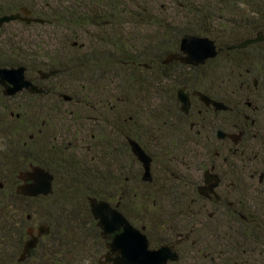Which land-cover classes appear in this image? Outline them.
Instances as JSON below:
<instances>
[{"label":"trees","instance_id":"16d2710c","mask_svg":"<svg viewBox=\"0 0 264 264\" xmlns=\"http://www.w3.org/2000/svg\"><path fill=\"white\" fill-rule=\"evenodd\" d=\"M169 1L182 15L181 26L176 25L178 20L168 21L170 15L165 18L163 5L150 0H17L0 4V16L25 8L44 20L43 24L14 21L2 27H56L47 49L43 46L35 51L38 44L32 41H10L8 52L0 50V68L23 66L27 75L36 70H63L61 75L70 86L59 83L60 87L50 89L49 111L54 117L50 137L59 133L60 141L72 142L67 150L63 146L47 148L44 129L29 114L32 109L41 113L45 95L38 97L40 105L25 96V103L19 107L20 118L15 120L6 112L9 98L0 95V140H7L0 153L1 166L11 165L22 171L30 163L55 176L52 194L30 198L15 192L19 171L12 179L0 174V264H83L78 250L86 238L92 241L93 251L100 254L106 250L90 214L88 198L117 207L151 240L153 248L192 229L179 248V259L170 264H264V177L260 184L247 183L250 175H264V150L260 140L246 139L228 151L226 143L216 139L217 129L228 130V126L239 123L238 110L247 109L242 94L245 88L240 89L239 82L243 78L234 74L240 66H263V73L256 75L262 103L251 102L264 107V43L226 49L238 37L263 27L264 0ZM242 10L250 16L242 19ZM215 19L222 23L219 29L213 28ZM142 26L146 30L156 27L157 31L144 38L135 36ZM185 35L213 40L217 56L198 67L179 61L162 64L167 54L179 51ZM74 42L76 47H72ZM220 56L224 61L219 68L227 77L216 83L228 87H203L209 77L199 75L198 70ZM182 86L195 87L229 109L236 105L237 110L208 111L195 115V119L186 116L176 102V91ZM62 93L72 100L58 99ZM29 102L32 107H28ZM257 109L252 113L247 110L258 118ZM94 117L111 122L110 131L106 126L103 133L98 128L91 138L84 121ZM26 134L35 137L28 141ZM126 138L138 142L152 157L155 169L151 183L140 180V167ZM126 154L135 163V171L126 166ZM222 158L240 169V179L232 176L231 181L241 182L235 189L234 211L244 220L222 202H207L196 192L198 180L193 173L201 174L213 165L219 171ZM157 164L161 172L156 171ZM35 224L46 226L49 232L30 251L31 261L19 262L28 227ZM89 262H95V256Z\"/></svg>","mask_w":264,"mask_h":264},{"label":"water","instance_id":"95a60500","mask_svg":"<svg viewBox=\"0 0 264 264\" xmlns=\"http://www.w3.org/2000/svg\"><path fill=\"white\" fill-rule=\"evenodd\" d=\"M20 21L26 24L36 23L43 24L44 20L33 17L31 12L25 8L11 14L0 16V28L9 22ZM264 41L261 33H258L255 38L247 39L238 44H233L227 47V50L243 49L248 45ZM218 54L217 47L213 40L208 37L185 35L180 39L179 51L169 53L163 60V64H169L173 61H179L185 65L198 67L204 65L207 61L214 59ZM25 67H1L0 68V87L3 88L4 96H14L22 90H27L30 93H42L43 89L34 86L31 81L25 77ZM57 70L39 71L40 78H47L57 73ZM256 81H254L255 85ZM198 100L209 107L212 106L214 111H227L229 107L221 102L215 101L207 95L195 91L192 93ZM65 101H70L68 95L62 96ZM177 102L180 105V111L183 114H188L190 109L189 94L184 92L183 88L177 91ZM243 136V131L229 133L223 130L216 132V139L221 141L228 139L234 145H238ZM131 154L141 164L143 182L151 183V157H149L141 146L133 139L127 140ZM18 180L21 182L16 186L15 192L17 195L36 198L38 196L47 197L52 193L53 176L44 168L37 165H29V169L21 171L17 174ZM263 174H260L259 180L262 181ZM219 184V178L216 174H212L209 170L205 171L203 176V185L198 188V191L203 196L212 194L218 200V196L214 189ZM3 188L0 182V189ZM88 207L90 214L96 222V227L99 229L101 239L105 242L106 252L101 256L103 261L100 264H169L174 263L179 259L177 252L173 249L176 245L189 237L186 234L183 238L177 239L172 245H162L156 249H150L147 236L140 230L134 227L125 217L119 212L117 207L111 206L107 201L98 200L96 198H88ZM49 229L40 225L35 231L28 229L29 239L24 243L22 253L19 257V262L23 261L30 250L34 249L40 237L47 234Z\"/></svg>","mask_w":264,"mask_h":264},{"label":"flooded vegetation","instance_id":"af4514ba","mask_svg":"<svg viewBox=\"0 0 264 264\" xmlns=\"http://www.w3.org/2000/svg\"><path fill=\"white\" fill-rule=\"evenodd\" d=\"M127 24H125V25H127ZM258 33H261L262 36L264 37V25H263V27L260 30L253 29L249 35L248 34H246V35L242 34L244 36L238 37L237 42L234 43V44H238V43L243 42V41H245L247 39H253V38L256 37V35ZM74 43L72 44V47H76L77 46V43L76 42H74ZM261 43H264V41H260V42H257V43L250 44L247 47H249V46L256 47V46H259V44H261ZM231 45H233V44H231ZM162 64H163V61H162ZM164 65H168V64H164ZM144 68L147 69L148 66L145 64L144 65ZM262 69H263V66H261V67H257V66L256 67H251L250 69L240 66L237 70H235V74L238 75L240 78H243L242 81L239 79V82H240V89L243 88V87L245 88V91L242 93L244 98L247 95H249V94L254 95V96H256V95L259 94L258 93L259 79L256 77V75H261L263 73L262 72ZM51 70H57L58 72L55 75H53V76H49L47 78H40V75L38 74L39 71L47 72V71H51ZM62 73H63V70H60V69L36 70L34 72L35 75L33 74V76H31V77H29V76L26 77L25 76L29 81H31V83L34 86L39 87V88H42L43 89V92L42 93H30L27 90H22L21 92H18L14 96L7 97V96H4V94H3V88L0 87V95L2 97H4V98H9V101L8 102H10V107L6 111L7 114H8V117L10 119H14V120L20 118V114H19V111L18 110H19V107L21 106L20 105L21 103H17V102L14 103L15 100H17L20 96L21 97L22 96H24V97L27 96L29 99H33L36 105H40V98H38V97L39 96H42V95H45V97L42 99V102H41V105L43 107L41 113H39L38 110H33L31 108L32 110H29V114H30L31 120L34 121L35 123H39V125L44 129L43 130V133H44V137H45V143L47 144V148L48 149H50L51 147H52V149H55V148H57L59 146H63L64 147L63 149L67 150L72 145V142L71 141H68V142H65V143L62 142V141H60L61 136H60L59 133H57L52 139L50 137V136L53 135V131H51V130L53 128V120H54V117H53V115H51V113L49 111L50 101H49L48 96H49V92H50V89L51 88H53V87H60L61 85L59 83L63 84L64 81L67 80L66 77H64V76L61 75ZM249 79L251 80V84L252 85L249 84ZM254 81H256L255 85H254ZM180 88H183L184 89V92L189 94L190 109H189L188 114H186V116H193V119H195V115H201L204 112L207 113L209 111L211 113H219L217 111H214V109H213L212 106H209V107L205 106L204 104H202L198 100V98L196 96H193L192 95V93L195 92V91H198V92L203 93L202 91H200L198 89H195V87H186V86L179 87L177 89V91ZM177 91H176V97H177ZM203 94H205V93H203ZM63 95H67V94H60L58 96V99L61 98L64 102H70L72 100V98H71L70 101H65L63 99V97H62ZM205 95H207V94H205ZM208 97H210V96H208ZM211 99H213L215 101H219V100L214 99V98H211ZM256 100L257 101H260V98H258ZM176 102H177V100H176ZM27 104L28 103H26V105ZM177 104H178L179 110H180V105H179L178 102H177ZM243 104H244L245 107H247V109H250L251 113L252 112H255L256 109H257L256 106H253L252 105V102H251V100H249V97H246L245 98ZM28 105H27L28 107H32L33 106V104L30 103V102H29ZM63 110H64V108H63ZM228 110H230V111L233 110L234 111V110H237V107H236V105H234L233 106V109H228ZM227 111H220V112H227ZM238 111H239L238 112L239 113V116H238L239 117V123H236V124L232 125V127H229L228 126V128H227L228 130H223V129L222 130L223 131H226V132H229V133H233V132H236L237 133L239 131H243V136L241 138L240 145H242V143H244V141L246 139H250V140H260V144L262 145V149L264 150V123H263V120L258 119V118H255V117H252V116H250L248 114H245L241 110H238ZM84 123H85V126L87 128H89V130L92 132V134H90V137L91 138H94L95 137L98 128L103 133L104 130H105V126H106V129H107V132L110 131L111 126H112L111 125V122L109 123L107 120L105 121L103 118L99 120L97 117H94V118H92V120L90 119L89 121L85 120ZM86 123H89V124L86 125ZM194 123H195V120H193L191 122V127L193 126ZM218 130H221V129H217L216 132ZM37 131H39V129ZM93 133H95V135ZM34 137L35 136L32 134V135H29L27 139H28V141L29 140H33ZM128 139H130V138H128ZM128 139L126 138V141ZM221 141H224L226 143L225 146L227 147L228 151H230L231 146L234 145L228 139L221 140ZM86 145L87 144H85L84 146L86 147ZM129 149H130V147H129ZM145 153L147 154L146 151H145ZM148 156L151 157L150 155H148ZM134 159L136 160L135 157H134ZM218 159L220 161L221 157H218ZM151 160H152L151 161V174H152V165H153V159H152V157H151ZM136 162L138 163V165H140V169H141L140 180L142 181V179H141L142 167H141V164L137 160H136ZM222 162L223 163H220L222 165V167H220L219 171L217 170L216 166L213 165V166L205 169L201 174L198 173V172L193 173V178L195 180H198V184L196 186V192H197V194L199 196H201L204 199H206L207 202H210V203L212 201L213 202H218V203H221L222 202L223 205L230 207L231 209H233V212L236 213L234 211V209L237 208L235 206V204H236V198H237V196H236L237 193L235 192V189L237 188V184H240L241 183L239 180H237V179H240V177H241V175H240V169L238 168V166L233 168V166L230 163L227 162V159L226 158H222ZM29 165H30V163H28L26 165V167L22 171L28 170L29 169ZM207 170H209L212 174H216L218 176V178H219V184L214 189L215 193L218 196V200H216L215 199V196L212 195V194H208V196H203L198 191V188L201 185H203V176H204L205 171H207ZM46 171H48V170H46ZM19 172H21V171H19ZM49 173L53 176V180H52V193H53V187H54V184H55V176H54L53 173H51V172H49ZM260 174H263V173H260ZM260 174H259V176H260ZM232 176L233 177L235 176L237 179L235 181H231ZM263 177H264V175H263ZM254 179H255V177L253 175H250L249 178H248L247 183L248 184L255 185L256 183L260 184L263 181V178H262V181H260L259 178H258L257 182ZM20 183L21 182H19L18 185ZM144 183H146V182H144ZM233 188H234V190H233ZM208 214L211 216V214H212L211 211H209ZM236 215L240 219H242V220L245 219V217L243 215H241V214H237L236 213ZM27 219L30 220V217L27 216ZM31 227L33 228L34 226H31ZM226 228H228V227H226ZM28 229H31V228H28ZM230 231H234V230L231 228ZM191 233H192V229H189V231L187 233H185L182 237L176 238L173 241H170V242L165 243V244L172 245L175 240L183 238L186 234H189V237H190ZM260 234H263V232L260 231ZM189 237L187 239L183 240L181 243H179L178 245H176L174 247L173 250L175 252H177L178 256H179V248L182 246V244L185 241H187L189 239ZM261 237H262V235H261ZM27 239H29V235H28ZM165 244H163V245H165ZM23 246H24V244H23ZM160 246H162V245H160ZM160 246H158V247H160ZM22 250H23V247H22ZM21 253H22V251H21ZM21 253H20V255H21ZM20 255H19V257H20ZM19 257L17 258V261H19ZM29 257H30V252H29V255L23 261L28 263L29 260H30ZM23 261H21V262H23ZM30 264H38V263L33 262V263H30ZM99 264H100V261H99Z\"/></svg>","mask_w":264,"mask_h":264},{"label":"rangeland","instance_id":"374dc122","mask_svg":"<svg viewBox=\"0 0 264 264\" xmlns=\"http://www.w3.org/2000/svg\"><path fill=\"white\" fill-rule=\"evenodd\" d=\"M14 1H17V0H12V1H9V2L7 0H0V4L3 5V4H5V3L8 2V4H6V5H9L10 3L14 2ZM150 2L156 3L157 6L163 5V7H165V9L167 10V14L165 15V18L168 15H170L169 17H167V20L168 21H172V22L174 20H178L179 23L176 24V25L177 26H181L179 24H180L181 20H183L182 19V15H180L179 11L177 10V8H175V6H174L173 3H171L169 0H150ZM34 3L37 4V1L34 2ZM33 6H36V5H33ZM37 8H40V7L37 6ZM242 9H244V8L242 7ZM44 11H45V9H44ZM14 12H16V11H12L11 13H14ZM239 13H241V15L243 17L240 14H238V18L240 16V17H242V19H245L246 16H248V17L250 16V13L247 12V11H243L242 10ZM45 14H47V13L45 12ZM220 24H222V23L219 20H217V19H215V21L212 23L214 29H219L221 27ZM126 27H127V25H126ZM155 29H156V27H153V28L150 27L148 30H146L145 27L142 26L141 27V32L135 31V33H136L135 36H139V37H142V38H144L145 36L148 37V36L152 35L154 32L157 31V29H156V31H155ZM53 30H56V27L53 28V27H47V26H41V25H39V26L38 25H34L32 27H29V28L25 29V28L21 27L18 24L6 25V26L2 27V29L0 28V50H3L5 53L8 52V44H9L10 41H19L20 43H24L25 41H32V42H35V43L38 44V45L35 46L36 47L35 48V51L37 50V47L40 50H41V48L43 46L47 49L48 48V44L50 42V39H48V38H51L50 36L54 32ZM129 31H131V30L129 29ZM57 32L59 33V35H62V32L61 31H57ZM54 36H56V35H54ZM80 36H83V35H80ZM53 39L56 40L57 38L56 37H53ZM41 40L44 42V44H43V42H41ZM47 40H48V43H47ZM81 40H82V38L79 39L78 41L80 42ZM221 57L222 56H220L219 59L217 58L218 60L216 62H214V63H212V64H210L208 66H205L204 68H201V69L198 70L199 75L201 73H205V74H208V77H209L208 80H207V85H205L203 87H228L225 84L219 85V83H216V81H219L221 83V79L224 76L227 77V74H225L224 71L223 72L220 71L221 69L219 68L220 66L223 65V61H224ZM251 63L252 62H250V64ZM25 73H27V71H25ZM33 74L34 73H31L29 75L25 74V76L26 77H28V76L31 77V76H33ZM231 77L233 78V77H235V75H233ZM140 78H143V77L140 76ZM231 81H232V79H231ZM249 84L252 85L250 79H249ZM67 85H68V87L70 86L69 84H67L66 81H64L63 86L67 87ZM226 90H227V88H226ZM66 92L68 93V90ZM62 94H64V93H62ZM260 96H261L260 94H258L256 96L249 94L246 97H249V100L255 102L256 99L260 98ZM231 99H233V97H231ZM24 101H25L24 100V96H22V97L20 96L17 100L14 101V103L17 102V103L23 104V103H25ZM260 102L262 103V101H260ZM260 102H259V104H260ZM8 105L10 106V102L8 103ZM254 106L258 107V104L254 103ZM257 110L258 111L256 113V116L258 118H260L261 120H263V123H264V107L262 105H259V107H258ZM243 112L245 114L250 115V112L247 109H244L243 108ZM254 115H252V117H255ZM216 123L217 124L220 123L218 119H216ZM27 133H33V132L32 131H29ZM28 136L29 135L26 134L25 138H27ZM5 142H7V140ZM5 142L3 140H0V153L5 148V146L3 145V143H5ZM125 157H126V162H127L126 166L128 168L132 169L133 171H135L136 168H137V167H135V163H133V162L130 161V159L128 157V154H126ZM158 165L159 164H157L156 171L157 172H159V171L161 172L162 169H159L158 168L159 167ZM139 167H140V165H139ZM0 169H1L0 170V174L2 176H4L5 178H8V179L14 178L16 176V174L18 173V171H19V169L16 168L15 166H11V165L8 166L6 164H3V166H1V163H0ZM154 169L155 168H153V165H152V172H154L153 171ZM140 171H141V169H140ZM258 176L259 175H257L255 177V179H254L256 182H257V180L259 178ZM34 212L36 213L38 211L35 210ZM131 218H133V216ZM37 227L38 226L35 224V226L33 228L31 226H29L28 228H31L33 231H35ZM148 241H149V247H150V249H156V248H158V247L153 248L151 246V243H150L151 240L148 239ZM85 242L88 243L89 245L87 246L86 243H83L82 248L80 247L79 250H78V252H80L79 256H81V259H84L83 264H85V262L87 264H96V256H98L97 257V260L103 261V259L101 258V256L103 254H105L106 250H103L99 254V252L93 251L91 249V246H92L91 243H92V241L90 239H87L86 238L85 239ZM92 256H95V262H93V263L89 262V260L91 259Z\"/></svg>","mask_w":264,"mask_h":264}]
</instances>
